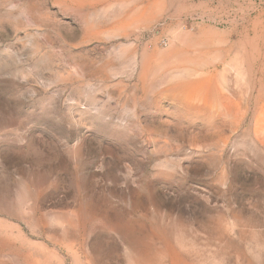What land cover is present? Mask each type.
I'll list each match as a JSON object with an SVG mask.
<instances>
[{
  "label": "rangeland",
  "instance_id": "1",
  "mask_svg": "<svg viewBox=\"0 0 264 264\" xmlns=\"http://www.w3.org/2000/svg\"><path fill=\"white\" fill-rule=\"evenodd\" d=\"M0 264H264V0H0Z\"/></svg>",
  "mask_w": 264,
  "mask_h": 264
}]
</instances>
